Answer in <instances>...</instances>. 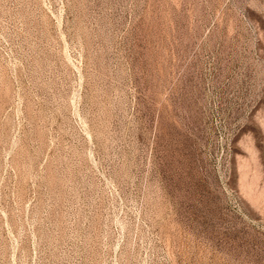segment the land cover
<instances>
[{
    "label": "rangeland",
    "instance_id": "rangeland-1",
    "mask_svg": "<svg viewBox=\"0 0 264 264\" xmlns=\"http://www.w3.org/2000/svg\"><path fill=\"white\" fill-rule=\"evenodd\" d=\"M0 264H264V0H0Z\"/></svg>",
    "mask_w": 264,
    "mask_h": 264
}]
</instances>
